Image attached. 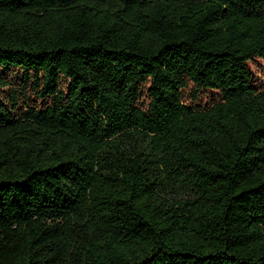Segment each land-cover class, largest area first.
<instances>
[{
    "label": "trees",
    "instance_id": "trees-1",
    "mask_svg": "<svg viewBox=\"0 0 264 264\" xmlns=\"http://www.w3.org/2000/svg\"><path fill=\"white\" fill-rule=\"evenodd\" d=\"M256 58L264 0H0V264H264Z\"/></svg>",
    "mask_w": 264,
    "mask_h": 264
},
{
    "label": "rangeland",
    "instance_id": "rangeland-1",
    "mask_svg": "<svg viewBox=\"0 0 264 264\" xmlns=\"http://www.w3.org/2000/svg\"><path fill=\"white\" fill-rule=\"evenodd\" d=\"M247 69L250 71L251 78L254 85L263 86L264 85V62L259 59H253L249 63H247ZM5 76L8 77V79L15 80L17 77L20 76V71L17 69H12L9 71L4 72ZM65 83L61 84V88L65 89ZM191 87H189L187 90L184 91V100L187 104L190 103L189 101V93L191 91ZM199 100L203 104H210L212 102H215L220 99V96L218 94H213L209 92H204L199 95ZM32 101H35V104L37 106H40L41 102L39 100H35L33 97H31Z\"/></svg>",
    "mask_w": 264,
    "mask_h": 264
}]
</instances>
